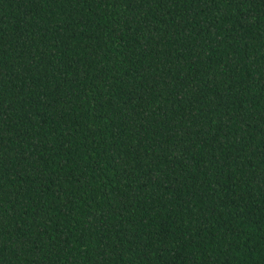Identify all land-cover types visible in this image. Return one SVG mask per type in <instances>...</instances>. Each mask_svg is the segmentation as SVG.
I'll list each match as a JSON object with an SVG mask.
<instances>
[{
    "label": "trees",
    "instance_id": "obj_1",
    "mask_svg": "<svg viewBox=\"0 0 264 264\" xmlns=\"http://www.w3.org/2000/svg\"><path fill=\"white\" fill-rule=\"evenodd\" d=\"M0 264H264V0H0Z\"/></svg>",
    "mask_w": 264,
    "mask_h": 264
}]
</instances>
